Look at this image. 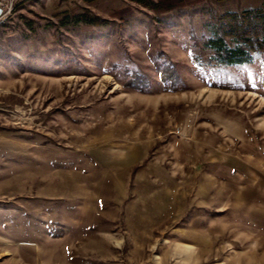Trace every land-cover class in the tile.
Returning <instances> with one entry per match:
<instances>
[{"label":"rangeland","instance_id":"obj_1","mask_svg":"<svg viewBox=\"0 0 264 264\" xmlns=\"http://www.w3.org/2000/svg\"><path fill=\"white\" fill-rule=\"evenodd\" d=\"M165 1L23 0L0 24V264H264V54L202 45L264 0Z\"/></svg>","mask_w":264,"mask_h":264},{"label":"trees","instance_id":"obj_2","mask_svg":"<svg viewBox=\"0 0 264 264\" xmlns=\"http://www.w3.org/2000/svg\"><path fill=\"white\" fill-rule=\"evenodd\" d=\"M142 7L161 12L171 11L174 6L164 0H131ZM100 20L87 14L66 15L61 22L63 26L79 24L97 25ZM215 23L207 27L208 37L204 39L203 48L210 53L211 60L220 67L248 65L255 56L264 54V2L256 8L240 12H228L215 17ZM173 72V70H171ZM174 75L170 76L174 79ZM142 81H132L128 87L143 91Z\"/></svg>","mask_w":264,"mask_h":264},{"label":"built area","instance_id":"obj_3","mask_svg":"<svg viewBox=\"0 0 264 264\" xmlns=\"http://www.w3.org/2000/svg\"><path fill=\"white\" fill-rule=\"evenodd\" d=\"M20 1L23 0H0V24L10 17Z\"/></svg>","mask_w":264,"mask_h":264}]
</instances>
